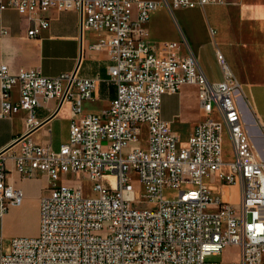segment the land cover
Here are the masks:
<instances>
[{
    "label": "built area",
    "instance_id": "1",
    "mask_svg": "<svg viewBox=\"0 0 264 264\" xmlns=\"http://www.w3.org/2000/svg\"><path fill=\"white\" fill-rule=\"evenodd\" d=\"M223 2L0 0V13L11 8L25 17L30 38L49 27L48 11H78L81 32H103L90 47L108 53V74L115 84L106 111L83 114L82 103L92 98L96 77L73 71L48 76L38 68L12 72L0 63V115L26 113V132L14 144L18 152H0V216L23 199L8 178L7 158L22 175L41 173L50 182L40 199L38 234L0 237V264H264V160L244 124L241 83L218 49L222 79L210 81L184 36L161 42L158 51L146 39L144 24L160 5L173 15L178 8ZM209 31L213 35L212 27ZM181 43L184 55L178 52ZM184 84L197 87L202 118L181 144L161 117V98ZM16 85L18 99L11 101ZM40 99L72 103L68 140L57 149L29 137L40 124ZM223 133L232 146L230 161L223 160ZM61 174L71 176L67 180L85 177L92 184L90 196L80 183H58ZM206 175L238 184L239 204L211 196L203 183ZM183 183L196 188L182 190ZM166 187L179 191L169 200L162 195ZM227 247L239 249L236 260H207Z\"/></svg>",
    "mask_w": 264,
    "mask_h": 264
},
{
    "label": "crops",
    "instance_id": "2",
    "mask_svg": "<svg viewBox=\"0 0 264 264\" xmlns=\"http://www.w3.org/2000/svg\"><path fill=\"white\" fill-rule=\"evenodd\" d=\"M47 16L50 19L49 27L41 30L39 36L30 38L26 36L28 21L25 17L15 9L2 11L0 63L7 64L12 72L22 68H38L48 76L73 71L79 77H96L92 98L83 101L81 113H103L115 95V84L108 74L111 62L105 50L90 47L103 36V32H81V15L76 10H50ZM144 26L146 39L157 51L161 42L181 41L184 36L210 81L222 79V76H215L209 66L210 58L219 66L217 49L223 53L241 83L239 105L254 151L264 160V0H224L221 4L207 5L204 9L178 8L173 15L166 6L160 5L150 13ZM209 27L213 28V35ZM2 29L6 33H2ZM178 52L186 54L184 43L180 44ZM9 99H18L17 85L11 90ZM61 101L40 99L37 108L40 124L29 133L34 142L57 149L68 140L72 103L67 99ZM25 115L23 110L0 115V151L26 132ZM161 117L169 122L180 143L185 144L195 124L202 118L197 87L184 84L176 93L162 95ZM142 130L144 139L145 126ZM7 150V153L18 152V145ZM222 156L224 161L233 159L232 146L226 133H223ZM6 167L9 180L22 190L23 199L0 216V237L36 236L39 231L40 199L48 194L50 182L41 173L33 177L22 175L10 157L6 160ZM223 170H227L226 166ZM69 177L71 179V176L61 174L58 183L75 186L77 182L67 180ZM203 183L211 196H219L234 206L239 204L238 184H226L216 175L204 176Z\"/></svg>",
    "mask_w": 264,
    "mask_h": 264
},
{
    "label": "rangeland",
    "instance_id": "3",
    "mask_svg": "<svg viewBox=\"0 0 264 264\" xmlns=\"http://www.w3.org/2000/svg\"><path fill=\"white\" fill-rule=\"evenodd\" d=\"M206 49L208 50V48ZM209 68L214 72L215 76L217 77L222 76L221 68L218 65H216L211 58H210ZM134 180H135V184L137 185V188H139L140 190H143L142 187L137 184L136 178ZM73 181H76L77 183H80L81 185H83L84 195L90 196V190H91L92 184L85 177L78 176L77 178L73 179ZM194 188H196V185L192 183H183L181 184V187H180V189L182 190H188V189H194ZM178 191H179V188L166 187L162 190V195L166 199L170 200L173 198V196ZM95 194H96L95 192L92 193V195H95ZM238 254H239V249L237 247H227L218 255L208 256L207 260L218 261V262L224 263L227 261L236 260L238 258Z\"/></svg>",
    "mask_w": 264,
    "mask_h": 264
},
{
    "label": "water",
    "instance_id": "4",
    "mask_svg": "<svg viewBox=\"0 0 264 264\" xmlns=\"http://www.w3.org/2000/svg\"><path fill=\"white\" fill-rule=\"evenodd\" d=\"M62 101H63V99H62ZM15 143H16V141H14V143H12L11 145H9V147L13 146ZM9 147H6L5 149H2V151H0V152L6 151Z\"/></svg>",
    "mask_w": 264,
    "mask_h": 264
}]
</instances>
